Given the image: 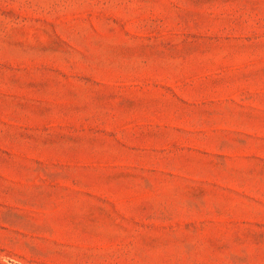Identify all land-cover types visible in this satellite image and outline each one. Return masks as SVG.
<instances>
[{
    "label": "rangeland",
    "instance_id": "374dc122",
    "mask_svg": "<svg viewBox=\"0 0 264 264\" xmlns=\"http://www.w3.org/2000/svg\"><path fill=\"white\" fill-rule=\"evenodd\" d=\"M228 1L0 0V264H264V213L155 192L160 171L123 162L124 81L169 78Z\"/></svg>",
    "mask_w": 264,
    "mask_h": 264
},
{
    "label": "crops",
    "instance_id": "0c3cea01",
    "mask_svg": "<svg viewBox=\"0 0 264 264\" xmlns=\"http://www.w3.org/2000/svg\"><path fill=\"white\" fill-rule=\"evenodd\" d=\"M206 9L215 25L187 30L185 60L164 64L172 71L169 78L124 81L134 87L130 96L137 101L122 112L121 127L137 137L123 138L124 147L137 155L124 154L123 162L160 171L147 176L155 192L169 186L187 198L217 199L229 218L249 213L259 219L264 213V0H229ZM62 114L70 134L66 142L76 148V127L84 121L76 110ZM59 161L81 163L76 157Z\"/></svg>",
    "mask_w": 264,
    "mask_h": 264
}]
</instances>
